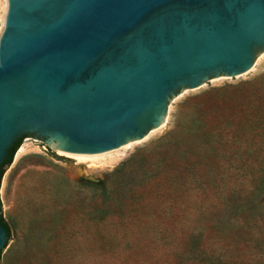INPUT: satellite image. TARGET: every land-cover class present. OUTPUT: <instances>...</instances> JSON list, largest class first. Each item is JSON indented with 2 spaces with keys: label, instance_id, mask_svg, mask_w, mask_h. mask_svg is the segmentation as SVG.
Wrapping results in <instances>:
<instances>
[{
  "label": "water",
  "instance_id": "water-1",
  "mask_svg": "<svg viewBox=\"0 0 264 264\" xmlns=\"http://www.w3.org/2000/svg\"><path fill=\"white\" fill-rule=\"evenodd\" d=\"M243 75L264 98V0H7L0 177L18 143L93 160Z\"/></svg>",
  "mask_w": 264,
  "mask_h": 264
},
{
  "label": "rangeland",
  "instance_id": "rangeland-1",
  "mask_svg": "<svg viewBox=\"0 0 264 264\" xmlns=\"http://www.w3.org/2000/svg\"><path fill=\"white\" fill-rule=\"evenodd\" d=\"M5 14L0 0V35ZM252 89L243 75L173 102L112 160L22 143L0 181L10 231L0 264H264V194L240 196L227 161L206 182L210 135L256 103Z\"/></svg>",
  "mask_w": 264,
  "mask_h": 264
},
{
  "label": "trees",
  "instance_id": "trees-1",
  "mask_svg": "<svg viewBox=\"0 0 264 264\" xmlns=\"http://www.w3.org/2000/svg\"><path fill=\"white\" fill-rule=\"evenodd\" d=\"M253 93L257 98L256 103L253 102L249 109L240 110L241 115L238 119L234 116L224 126H217L212 131L213 134L210 135V139L214 142L212 167L216 170V175L207 178L206 181L207 184L217 185L221 179L217 175L223 167V161H227L228 166H231L234 171L232 183L238 185L236 190L243 194L240 193V196L245 197L253 191L264 194V98L258 91ZM227 126H232L233 130H229ZM21 144L18 143L8 164L12 162ZM237 154L243 156V160H240ZM2 176L3 173L0 181ZM231 192L236 191L232 188ZM0 220L9 234V226L2 213H0Z\"/></svg>",
  "mask_w": 264,
  "mask_h": 264
},
{
  "label": "bare ground",
  "instance_id": "bare-ground-1",
  "mask_svg": "<svg viewBox=\"0 0 264 264\" xmlns=\"http://www.w3.org/2000/svg\"><path fill=\"white\" fill-rule=\"evenodd\" d=\"M7 9V0H5V10ZM129 144H130V142H128V143H125V144H123V145H121V146H119V147H117V148H119V149H117V148H114V149H116V150H114V149H110V150H112V151H110V150H107L106 152H104L103 154H101V155H99V156H107L106 158H107V160H112L113 159V156H112V154L114 153V152H117L118 150H121V148L120 147H122V148H125L126 146H129ZM25 145V144H24ZM23 145V146H24ZM25 148V147H24ZM21 151V150H20ZM66 155V154H65ZM68 156H71V155H68ZM98 156V157H99ZM72 157H75V156H72ZM98 157H96L95 159H97ZM78 159H82L83 161H85L83 158H79V157H77ZM103 158V157H102ZM101 158V159H102ZM94 160V159H93ZM102 160H104V159H102ZM99 161V160H98ZM97 162V161H96Z\"/></svg>",
  "mask_w": 264,
  "mask_h": 264
}]
</instances>
